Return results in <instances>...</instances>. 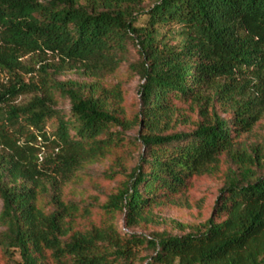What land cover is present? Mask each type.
I'll use <instances>...</instances> for the list:
<instances>
[{"label":"trees","instance_id":"trees-1","mask_svg":"<svg viewBox=\"0 0 264 264\" xmlns=\"http://www.w3.org/2000/svg\"><path fill=\"white\" fill-rule=\"evenodd\" d=\"M143 3L0 0V264H130L145 244L147 264H264V146L241 140L264 114V0ZM130 44L140 54L131 65L142 79L139 120L126 118L120 85L56 79L73 69L106 78L129 60ZM57 91L70 99L69 115ZM214 101L231 117L210 112ZM179 102L202 120L166 134ZM137 121L145 132L133 141L144 151L129 173L121 162L125 178L105 214L122 212L128 228L154 222L156 208L228 162L202 228L148 236L123 235L112 222L79 225L91 209L66 200L64 186L124 147Z\"/></svg>","mask_w":264,"mask_h":264},{"label":"rangeland","instance_id":"rangeland-1","mask_svg":"<svg viewBox=\"0 0 264 264\" xmlns=\"http://www.w3.org/2000/svg\"><path fill=\"white\" fill-rule=\"evenodd\" d=\"M156 0H144L143 8L148 9ZM172 28H175L172 26ZM129 60L125 62L117 71L103 79H93L83 76L78 70H66L56 75L58 81L78 80L81 82L99 81L108 86L120 85L123 90L122 108L125 116L132 122L137 119V114L141 110V99L139 94L142 79L135 69L131 66L140 60L138 49L130 44ZM31 95H24L20 101L26 102ZM57 107L68 115L71 112L72 104L68 97L55 92ZM178 111L176 112L171 127L164 133L175 132H192L198 123L202 120L198 107L192 108L189 104L177 103ZM216 108L224 117L230 118V113H225L226 108L220 102L214 101L210 106V112ZM137 123L126 131L127 143L124 147L114 148L111 152L100 160L87 162L79 169L75 176L69 181L63 189L66 200H74L82 207L88 206L91 214L88 218L78 220L79 225L90 227L91 224L102 222H112L121 234L136 233L139 235H150L152 232L167 231L171 234L183 235L191 231L202 228L204 224L214 214L220 195V190L224 186V174L229 163L222 164L223 172L215 175H203L194 179L188 191L178 196L176 203L168 204L153 211L155 215L154 222H142L137 226L128 228L125 225V215L122 212L115 213L114 217H108L105 214L104 204L109 200L111 194L117 191L119 183L125 178L123 173V162L126 166L125 172H130L131 168L140 161V156L144 151L140 143L133 141L145 129ZM117 128V127H115ZM114 128V129H115ZM164 129V126L162 127ZM117 129L122 130V127ZM241 140L250 146L258 144L264 146V114L257 122L254 128L241 136ZM123 161H122V160ZM121 160V161H120ZM48 198L40 200V205L47 211L52 207L48 203ZM3 209V201L0 197V214ZM4 227L0 224V231ZM153 253L147 245L139 246L130 264H147L149 256Z\"/></svg>","mask_w":264,"mask_h":264}]
</instances>
